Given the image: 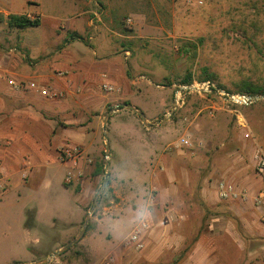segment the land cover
I'll return each mask as SVG.
<instances>
[{
  "label": "rangeland",
  "instance_id": "374dc122",
  "mask_svg": "<svg viewBox=\"0 0 264 264\" xmlns=\"http://www.w3.org/2000/svg\"><path fill=\"white\" fill-rule=\"evenodd\" d=\"M9 15L39 16L41 24L10 29ZM74 34L82 40H72ZM198 42L194 60L184 49ZM205 67L229 90L236 89L241 72L264 86V0H0V81L39 80L64 94L47 105L62 112L54 132L41 128L45 164L31 178L46 182L16 179L0 199V264L43 262L79 238L105 178L83 238L48 264H103L109 258L115 264H179L173 255L193 252L197 241L207 239L209 224L221 217L196 200L187 215L177 211L175 178H191L192 189L182 193H193L194 199L205 178L218 197L219 182L236 184L246 197L224 203L237 205L244 220L231 213L229 221L240 224L245 248L264 251V239L249 231L262 222L253 208L260 188L253 155L257 146L264 151V99L236 104L231 96L240 95L214 93L197 81L186 89L179 84L188 71L199 74ZM71 79L78 84L74 90L50 85L57 80L67 86ZM126 104L143 112L148 125ZM64 148L80 150L76 165L62 157ZM57 190L56 204L50 192ZM87 190L88 207L76 210ZM162 197L165 205L155 212ZM143 221L154 246L145 239L141 251L126 249ZM163 223L174 230L171 238L181 234L185 244L164 253V262H149L146 256L157 253ZM203 242L204 249L210 247V239ZM219 246L237 257L229 243Z\"/></svg>",
  "mask_w": 264,
  "mask_h": 264
},
{
  "label": "crops",
  "instance_id": "0c3cea01",
  "mask_svg": "<svg viewBox=\"0 0 264 264\" xmlns=\"http://www.w3.org/2000/svg\"><path fill=\"white\" fill-rule=\"evenodd\" d=\"M30 82H37L40 84L39 80L29 79L24 81L26 84ZM69 82L70 83L65 86L66 84L63 82L52 80L50 85L56 90H62L64 92L65 90H69L70 86L73 87V90L78 86L77 83H73L72 79ZM49 101L52 102V100L42 98L34 91L15 89L11 87L8 81H0V158L2 159L0 169L8 178L7 193L12 185H14L16 179H20L24 182L34 179L37 180L40 185L46 182V178L31 177H36L41 173L45 164V154L42 145L44 133L42 131L47 129L54 132L58 117L62 115L59 108H55L54 105L47 106ZM41 128L44 130H41ZM17 176L18 178H16ZM178 179L175 178L174 180L175 183L172 191L173 200H175L174 202H176V204H179L180 208L177 211L182 212L183 215H187L190 209L193 208L195 199L193 193L188 197L189 195L182 192H184L183 189H187L188 187L192 189L193 183L191 178ZM257 183H259L257 184L258 187L260 185L259 180ZM210 184H212V182L207 178L203 180L199 197L215 212V216L220 214L221 220L218 223L214 221L209 224L206 229L207 239L205 238L197 241L194 245L193 252L190 251L189 254L182 256V258L176 257L177 254L173 255L175 262L179 264H264V251L256 250L251 246L245 248L246 239L239 233L241 229L240 224L229 221L231 213H234L240 221L244 220L242 215L243 212L239 210L237 205H231L228 208L226 206L228 204H225L224 200H221L217 193L214 194L210 191ZM47 186H49V183ZM56 193L59 194V191L57 190L52 194L50 192V201L57 204ZM89 197L90 194L87 190L83 193L82 202L80 201V203L75 204L76 210L80 211L84 209L83 211H85L88 207ZM165 198L166 197H162L161 199L163 200L155 201L157 203V206L153 209L155 212L161 209L159 206L162 207L165 205L160 204L165 201ZM187 198H190V200L192 199V201L187 200ZM57 201H59V198ZM230 202L234 203V201ZM70 204L72 205L70 210L72 212L73 203L70 202ZM135 211L136 209L134 210V207H132V212L135 213ZM254 214L261 219L255 209ZM147 216L150 217V213H148ZM68 224L74 225L76 223L71 221ZM242 224L241 227L243 226ZM162 227L161 236L156 245L157 253L146 256L149 262H164L166 260L164 253H169L172 248L174 252H177L185 244L186 240H184L181 234L176 233V235L171 238V233L174 230H172L169 225L163 223ZM249 231L252 232V236L264 239L263 222H261L257 228L250 227ZM149 239L150 238H147L146 240L150 241ZM153 239L150 241L149 245L154 246ZM208 239L211 241L209 242L210 247L204 249L203 241ZM222 241L227 242V244L229 243L230 248H233L234 251L237 252V257L229 256L228 253L226 254L225 248L223 251L219 246ZM239 242H242L243 245H240Z\"/></svg>",
  "mask_w": 264,
  "mask_h": 264
},
{
  "label": "built area",
  "instance_id": "2783aa9c",
  "mask_svg": "<svg viewBox=\"0 0 264 264\" xmlns=\"http://www.w3.org/2000/svg\"><path fill=\"white\" fill-rule=\"evenodd\" d=\"M103 80H107L108 77L106 74L102 75ZM9 84L14 86L15 89H27L30 91H34L38 93L42 98H46L49 100H57L60 97L64 96L63 93H58L57 91L44 87L37 82H30V83H19L14 80H10ZM203 86L207 89L211 90L212 84L209 82L203 83ZM103 87L108 91H114V87L111 84L104 83ZM214 88V87H213ZM206 90V89H205ZM212 91V90H211ZM220 91V90H218ZM225 95V94H224ZM228 95V94H227ZM229 96V95H228ZM236 96H231L232 101L234 103L245 104L248 100V96H237L242 98L243 100L237 101L234 99ZM247 139H253V136L250 133L246 134ZM184 145H188L189 142L184 140ZM61 155L67 161L73 162L74 165L77 164V160L81 157V152L78 148H64L61 151ZM254 167H255V174L257 179L260 182V188L256 192L253 197V207L258 212L261 217L262 222L264 223V151L260 147L255 148V152L253 155ZM2 162L0 161V167ZM67 184L72 182V178L68 177L65 179ZM7 185H8V178L5 173L0 169V199L4 197L7 193ZM218 193L221 200L224 201H236L243 197H246V194L242 190H240L236 184L233 182L228 181H221L218 184ZM150 229V225L148 222H141L133 231L130 238L125 244L126 249H135L141 251L145 247V239L147 233ZM103 264H115V260L113 258L107 259Z\"/></svg>",
  "mask_w": 264,
  "mask_h": 264
},
{
  "label": "trees",
  "instance_id": "16d2710c",
  "mask_svg": "<svg viewBox=\"0 0 264 264\" xmlns=\"http://www.w3.org/2000/svg\"><path fill=\"white\" fill-rule=\"evenodd\" d=\"M7 24L10 29L14 30H25L28 28H36L39 27L41 24V19L39 16H34L33 18L27 16V15H9L7 17ZM72 40L78 39L82 40V38L78 34H74L70 37ZM201 42H198L197 44L189 43L184 49L186 51V55H188L192 59H196L197 57V50L198 47H200ZM132 45V44H131ZM122 48L124 51H130V48L128 45H123ZM250 73H255L254 70H250ZM242 80L238 83H236V89L235 90H229L226 87L222 86L217 82L218 76L216 73L211 72L208 68H202L199 72V74H196V72L190 70L188 71L183 78L179 81V84L181 86H191L196 81L198 83H206L209 82L210 84H217V88H211V90L215 93L216 90H223L226 91V93L231 95H240V96H250V97H256V96H262L264 95V86L258 85L252 81V76H248L245 72H241ZM171 86L172 83H169ZM109 184V181H107V185ZM200 190H201V184L198 188L195 190V200L198 205H203V207H207L205 202L200 199ZM32 222L27 223V228L32 227Z\"/></svg>",
  "mask_w": 264,
  "mask_h": 264
},
{
  "label": "water",
  "instance_id": "95a60500",
  "mask_svg": "<svg viewBox=\"0 0 264 264\" xmlns=\"http://www.w3.org/2000/svg\"><path fill=\"white\" fill-rule=\"evenodd\" d=\"M190 87H191V86L185 87V89H186V88H190ZM247 98H248V100H247V102H246L244 105H250V104H252L253 101H254L255 99H264V95H262V96H256V97H250V96H248ZM236 104H240V103L237 102ZM119 107H121V106H119ZM124 107H127V108L131 109L133 112H135L136 114H138V115L141 117L143 123H144L146 126L148 125V123H147V119H146L145 115L143 114V112L137 110L136 108H134V107L131 106L130 104H126ZM112 114H113L112 111L108 114V116H107V118H106V120H105V123H104V126H105V127L108 126V122H109V120H110ZM158 124H159V123H158ZM105 139H106V146H107L106 157L108 158L109 155H110V152H111V151H110V145H109V142H108V132H106V131H105ZM108 166H109V162L107 161V162H106V166H105V170L108 169ZM105 183H106V178H105V180H104V182H103V184H102V187L100 188L99 192L97 193V195H96V197H95V199H94V202H93V205H92V208H91L90 212H89V213L87 214V216H86L85 225H84V228H83V231H82L80 237L77 238V239H75V240H73L72 242H70V243L68 244V246H66L62 251H59V252H56L55 254H53V255L51 256V258H49V259H47V260H45V261H43V262H38V263H34V264H48L51 260H53L54 258L58 257L59 255H61V254L64 253L65 251H67L72 245L78 243V242L83 238V236H84V234H85V232H86V229H87L88 223H89L90 216H91V214H92V212H93V210H94V208H95V206H96V204H97V202H98V199H99V197H100V194L102 193L103 188H104V186H105Z\"/></svg>",
  "mask_w": 264,
  "mask_h": 264
},
{
  "label": "bare ground",
  "instance_id": "6f19581e",
  "mask_svg": "<svg viewBox=\"0 0 264 264\" xmlns=\"http://www.w3.org/2000/svg\"><path fill=\"white\" fill-rule=\"evenodd\" d=\"M234 99L237 100V101H240V100L242 101L243 100L242 98H239V97H234Z\"/></svg>",
  "mask_w": 264,
  "mask_h": 264
},
{
  "label": "clouds",
  "instance_id": "9594fccd",
  "mask_svg": "<svg viewBox=\"0 0 264 264\" xmlns=\"http://www.w3.org/2000/svg\"><path fill=\"white\" fill-rule=\"evenodd\" d=\"M146 211V210H145ZM142 215H143V213H142Z\"/></svg>",
  "mask_w": 264,
  "mask_h": 264
}]
</instances>
